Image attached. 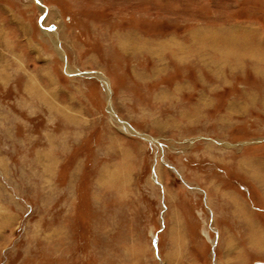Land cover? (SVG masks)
Masks as SVG:
<instances>
[{"label":"rangeland","instance_id":"obj_1","mask_svg":"<svg viewBox=\"0 0 264 264\" xmlns=\"http://www.w3.org/2000/svg\"><path fill=\"white\" fill-rule=\"evenodd\" d=\"M256 263L264 0H0V264Z\"/></svg>","mask_w":264,"mask_h":264},{"label":"water","instance_id":"obj_2","mask_svg":"<svg viewBox=\"0 0 264 264\" xmlns=\"http://www.w3.org/2000/svg\"><path fill=\"white\" fill-rule=\"evenodd\" d=\"M256 264H263V263H256Z\"/></svg>","mask_w":264,"mask_h":264},{"label":"bare ground","instance_id":"obj_3","mask_svg":"<svg viewBox=\"0 0 264 264\" xmlns=\"http://www.w3.org/2000/svg\"><path fill=\"white\" fill-rule=\"evenodd\" d=\"M53 38V37H52ZM56 47V46H55ZM264 264V263H263Z\"/></svg>","mask_w":264,"mask_h":264}]
</instances>
